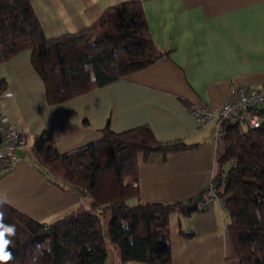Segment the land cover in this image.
I'll return each mask as SVG.
<instances>
[{"label": "crops", "instance_id": "0c3cea01", "mask_svg": "<svg viewBox=\"0 0 264 264\" xmlns=\"http://www.w3.org/2000/svg\"><path fill=\"white\" fill-rule=\"evenodd\" d=\"M124 0H31L45 35L55 37L95 21ZM153 40L168 57L115 82L50 105L45 86L24 50L0 63L7 90L0 113L27 135L11 168H0V199L41 222H51L89 199L49 181L34 165V136L52 128L64 152L100 137L106 122L114 131L148 124L161 141L194 146L138 159L139 199H184L211 185L219 148L218 119L200 123L193 107L215 108L237 85L264 84V0H141ZM264 109V103L260 105ZM130 204L137 202L131 198ZM169 264H238L222 202L212 199L190 216L171 215ZM180 229L193 230L185 237ZM107 245L104 264H121ZM126 264H147L129 261Z\"/></svg>", "mask_w": 264, "mask_h": 264}, {"label": "trees", "instance_id": "16d2710c", "mask_svg": "<svg viewBox=\"0 0 264 264\" xmlns=\"http://www.w3.org/2000/svg\"><path fill=\"white\" fill-rule=\"evenodd\" d=\"M146 21L141 0H124L79 30L49 37L31 0H0V63L29 50L46 101L56 104L168 57ZM7 87L0 79V95ZM259 112V127L221 123L209 188L163 202L139 199V156H166L194 145L180 139L161 141L148 124L114 131L107 121L98 139L61 152L52 128L43 129L28 151L34 165L49 181L87 197L89 206L45 223L0 199L4 223L16 228L9 264H104L108 244L118 249L121 264H169L171 215L187 217L201 210L197 203L211 186L227 212L238 264H264V109ZM131 198L137 202L130 204ZM180 233L194 234L184 229Z\"/></svg>", "mask_w": 264, "mask_h": 264}, {"label": "built area", "instance_id": "2783aa9c", "mask_svg": "<svg viewBox=\"0 0 264 264\" xmlns=\"http://www.w3.org/2000/svg\"><path fill=\"white\" fill-rule=\"evenodd\" d=\"M264 103V84L261 86L237 85L233 87L225 101L215 108L193 107L191 113L200 123L218 119V135L222 122L241 123L250 127H259L263 123L260 105ZM27 146V135L15 123L5 121L0 113V168H11L19 159L18 150ZM216 189L211 186L209 193L199 200L197 206L203 208L212 199L217 198Z\"/></svg>", "mask_w": 264, "mask_h": 264}, {"label": "clouds", "instance_id": "9594fccd", "mask_svg": "<svg viewBox=\"0 0 264 264\" xmlns=\"http://www.w3.org/2000/svg\"><path fill=\"white\" fill-rule=\"evenodd\" d=\"M16 235L14 225L4 223V213L0 211V264H9L13 260V254L9 251V246L12 244L11 237Z\"/></svg>", "mask_w": 264, "mask_h": 264}, {"label": "rangeland", "instance_id": "374dc122", "mask_svg": "<svg viewBox=\"0 0 264 264\" xmlns=\"http://www.w3.org/2000/svg\"><path fill=\"white\" fill-rule=\"evenodd\" d=\"M227 167H229L228 165H226L225 169L227 170ZM106 223H107V219H103V224H104V227H106Z\"/></svg>", "mask_w": 264, "mask_h": 264}]
</instances>
